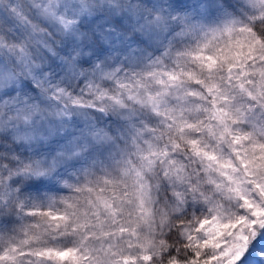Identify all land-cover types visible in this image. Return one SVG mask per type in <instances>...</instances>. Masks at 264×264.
<instances>
[{"label":"clouds","instance_id":"clouds-1","mask_svg":"<svg viewBox=\"0 0 264 264\" xmlns=\"http://www.w3.org/2000/svg\"><path fill=\"white\" fill-rule=\"evenodd\" d=\"M0 264H264V0H0Z\"/></svg>","mask_w":264,"mask_h":264},{"label":"snow or ice","instance_id":"snow-or-ice-1","mask_svg":"<svg viewBox=\"0 0 264 264\" xmlns=\"http://www.w3.org/2000/svg\"><path fill=\"white\" fill-rule=\"evenodd\" d=\"M61 255H66V253H61Z\"/></svg>","mask_w":264,"mask_h":264}]
</instances>
